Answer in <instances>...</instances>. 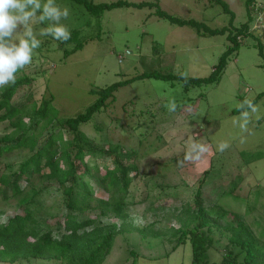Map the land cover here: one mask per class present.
Returning <instances> with one entry per match:
<instances>
[{
    "label": "rangeland",
    "instance_id": "obj_1",
    "mask_svg": "<svg viewBox=\"0 0 264 264\" xmlns=\"http://www.w3.org/2000/svg\"><path fill=\"white\" fill-rule=\"evenodd\" d=\"M56 1L69 9L68 18L61 23L79 35L61 49L43 48L39 52L45 56L43 61L36 60L37 52L35 60L17 75L32 78V82L19 87L12 102L27 103L29 94L36 101L49 95L59 116L71 118L97 99L96 92L122 83L97 122L113 143L128 136L127 141L141 155L139 176L131 184L135 201L141 202L130 209V215L134 224L145 228L119 234L103 264H193L191 242H180L181 236L175 232L188 217L177 220L176 214L186 208L195 210L194 200L205 170L209 173L200 188L204 206L217 203L238 215L257 237L263 236L264 10L258 18L264 0H253L249 7L248 0H86L94 6L116 1L148 3L143 8H114L100 15L91 14L71 0ZM221 1L234 14L232 23ZM159 12L193 20L202 27L177 26L160 17ZM46 22L43 28L53 23ZM243 25L248 26L249 33L240 31ZM231 34L241 37L239 46L215 83L185 88L177 80L137 78L154 72L207 78L230 45ZM79 42L82 47L64 57V50H71ZM171 99L177 104L175 112L166 107ZM245 99H251L259 108L257 113L247 107L241 110L250 113L248 130L241 131L235 121L240 111H233L239 110L238 104ZM139 121L136 130L126 125ZM120 124L126 126L124 130ZM56 129L57 122L42 131L40 141ZM80 129L92 138L97 135L90 125ZM11 131L7 121L0 122V139ZM63 133L65 138L71 137ZM221 141L230 145L222 153L217 150ZM194 142L208 145L209 151L199 161L185 160L187 152L195 156L199 151ZM31 155L27 149L5 153L0 156V169L8 165L17 169ZM45 185L50 188L42 198L45 212L59 217L64 209L56 185ZM6 193L8 198L4 200L0 192L2 222L19 212V196H12L10 189ZM226 241L223 238L209 247L208 264H220L221 245ZM29 264L51 263L38 260Z\"/></svg>",
    "mask_w": 264,
    "mask_h": 264
},
{
    "label": "trees",
    "instance_id": "obj_2",
    "mask_svg": "<svg viewBox=\"0 0 264 264\" xmlns=\"http://www.w3.org/2000/svg\"><path fill=\"white\" fill-rule=\"evenodd\" d=\"M45 1L41 0L42 3ZM71 1L84 6L93 15L121 7L143 8L148 4L116 1L94 6L86 0ZM252 1H247L248 7ZM56 2L59 5V2ZM220 3L224 11L230 14L232 23L234 14L226 3ZM259 9L261 13L262 9ZM158 15L180 27H202L193 20H180L163 12ZM46 21L34 25V30L38 33L40 28L46 26ZM240 31L249 33V28L243 25ZM70 32L71 38L67 42L55 41L51 36L37 35V39L42 43L34 50L36 54H33V58L43 48L58 50L76 41L78 31L74 29ZM215 32L218 31H211ZM240 39L239 35L228 36L230 45L219 57L212 74L207 78H189L182 73L164 75L156 72L141 74L137 78L177 80L183 83L185 88L190 85L215 83L220 79L228 58L238 49ZM81 47L82 43L79 42L71 50H64V57ZM33 58L32 61L35 60ZM44 58L45 56L39 53L36 60L43 61ZM22 71L23 69L15 74L14 84L0 87V122L7 121L12 129L10 135L0 139V156L21 149L32 153L17 169L9 165L0 169V185L3 186L0 192L3 199L8 198L6 191L9 189L12 196H19L17 214L2 222L0 211V262L29 264L31 261L43 260L51 264H103L119 234L139 232L145 228L134 224L130 215V209L137 202H141L135 201L131 192L133 179L139 176L138 162L141 155L138 149L127 141L128 136H124L125 141L122 139V142L113 143L107 133H102L103 128L97 122V117L107 110L109 98L122 83L112 84L96 92L97 99L84 112L75 117L62 118L49 95H43L40 101H36L29 94L27 103L12 102L17 89L32 82V78L25 75L17 77ZM55 122L58 129L51 131L40 141L42 131ZM139 123L140 121L138 124L127 122L126 125L136 130L139 126H135ZM84 125H90L97 135L92 138L85 134L80 129ZM119 127L124 130L126 126L120 124ZM64 131L70 133L71 137L65 138ZM107 162L110 163L109 166ZM208 173L209 170H205L201 175L200 180L203 183ZM20 182L25 185L21 187ZM45 182L56 185L55 189L64 209V213L59 217L45 212L46 204L42 198L50 190ZM202 184L195 196V210L186 208L176 214L177 220L183 216L188 217L185 224L178 225L179 228L175 232L181 236L180 242L187 239L191 242L193 264H208L209 247L214 242L219 244L223 238L227 240V244L221 245L220 264H264V235L257 237L238 215L220 208L217 203L205 207L200 198Z\"/></svg>",
    "mask_w": 264,
    "mask_h": 264
},
{
    "label": "clouds",
    "instance_id": "obj_3",
    "mask_svg": "<svg viewBox=\"0 0 264 264\" xmlns=\"http://www.w3.org/2000/svg\"><path fill=\"white\" fill-rule=\"evenodd\" d=\"M68 16L69 9L56 4L55 0H46L44 3L41 0H0V87L14 84L15 74L32 63L34 50L42 43L37 35L51 36L53 40L60 42H67L71 38L68 27L61 23ZM46 20L53 23L46 28H40L37 33L34 25L42 24ZM245 106L252 113H257L259 108L251 99H245L238 104L240 116L235 121L239 123L241 131H247L250 122L249 111H241ZM166 107L170 112H175V99H171ZM229 146L228 141H221L217 150L222 153ZM194 147L199 149L197 154L192 156L187 152L185 160L199 161L209 151V146L203 143L194 142Z\"/></svg>",
    "mask_w": 264,
    "mask_h": 264
},
{
    "label": "built area",
    "instance_id": "obj_4",
    "mask_svg": "<svg viewBox=\"0 0 264 264\" xmlns=\"http://www.w3.org/2000/svg\"><path fill=\"white\" fill-rule=\"evenodd\" d=\"M259 8H261L262 11H263L264 10V3H262ZM260 16H261V13H259V18L258 19H260Z\"/></svg>",
    "mask_w": 264,
    "mask_h": 264
}]
</instances>
